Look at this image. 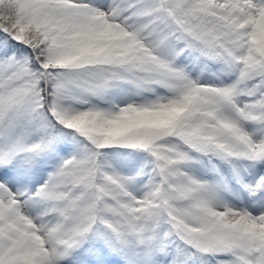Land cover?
I'll use <instances>...</instances> for the list:
<instances>
[{
    "label": "snow or ice",
    "instance_id": "1",
    "mask_svg": "<svg viewBox=\"0 0 264 264\" xmlns=\"http://www.w3.org/2000/svg\"><path fill=\"white\" fill-rule=\"evenodd\" d=\"M0 264H264V0H0Z\"/></svg>",
    "mask_w": 264,
    "mask_h": 264
}]
</instances>
